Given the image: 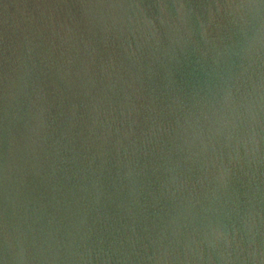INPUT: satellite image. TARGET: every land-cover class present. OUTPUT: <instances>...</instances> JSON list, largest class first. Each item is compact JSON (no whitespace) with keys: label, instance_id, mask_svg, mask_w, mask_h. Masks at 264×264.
I'll return each instance as SVG.
<instances>
[{"label":"water","instance_id":"95a60500","mask_svg":"<svg viewBox=\"0 0 264 264\" xmlns=\"http://www.w3.org/2000/svg\"><path fill=\"white\" fill-rule=\"evenodd\" d=\"M0 264H264V0H0Z\"/></svg>","mask_w":264,"mask_h":264}]
</instances>
